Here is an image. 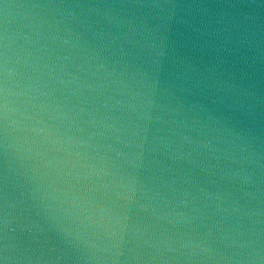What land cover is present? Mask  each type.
<instances>
[{"label": "clouds", "instance_id": "9594fccd", "mask_svg": "<svg viewBox=\"0 0 264 264\" xmlns=\"http://www.w3.org/2000/svg\"><path fill=\"white\" fill-rule=\"evenodd\" d=\"M0 264H264V0H0Z\"/></svg>", "mask_w": 264, "mask_h": 264}]
</instances>
